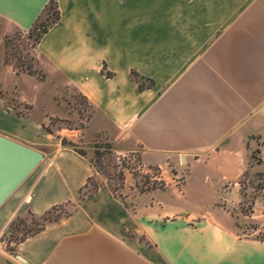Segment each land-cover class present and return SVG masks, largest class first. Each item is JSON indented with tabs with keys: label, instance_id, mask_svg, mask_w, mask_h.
I'll use <instances>...</instances> for the list:
<instances>
[{
	"label": "crops",
	"instance_id": "1",
	"mask_svg": "<svg viewBox=\"0 0 264 264\" xmlns=\"http://www.w3.org/2000/svg\"><path fill=\"white\" fill-rule=\"evenodd\" d=\"M48 2L0 0V17L7 31H28ZM56 2L59 19L33 48L42 84L82 95L97 115L92 137L138 152L143 165L193 161L180 190L131 193L126 203L102 184L79 198L94 173L88 159L61 144L63 129H44L47 117L17 115L0 97V134L43 155L0 206V264H264V239L238 234L232 213L216 199L197 202L187 183L198 170L231 201L254 150L264 170V0ZM131 72L153 84L139 89ZM259 203L254 231L264 227ZM56 204L71 213L14 252L3 245L13 219Z\"/></svg>",
	"mask_w": 264,
	"mask_h": 264
},
{
	"label": "rangeland",
	"instance_id": "2",
	"mask_svg": "<svg viewBox=\"0 0 264 264\" xmlns=\"http://www.w3.org/2000/svg\"><path fill=\"white\" fill-rule=\"evenodd\" d=\"M36 31L12 30L7 31V23L0 17V97L4 100V108L12 109L13 113L22 114L32 119L47 117L49 124L46 126L50 131L63 129L62 137L76 139V143L86 150L89 157L93 156L94 145H102L107 140L102 137H92V123L97 116L93 107L84 100L75 90L68 85L56 86L55 83L42 84L45 77L41 79L35 67L33 48L36 44ZM30 65L37 73L31 75L25 70ZM57 88V89H56ZM24 99V101H22ZM109 142V141H108ZM101 161V171L95 174L98 183L108 184L119 199L123 201L129 194L139 193L154 189H165L173 186L180 190L185 174L193 161L192 158L169 156L163 168L153 165H143L138 152L120 153L115 149L111 150ZM253 162L248 166L246 172L240 176L237 190L234 197L229 195L223 199L221 185L214 184L211 180L203 181L198 177L199 171L193 173L192 178L187 182L189 195L200 200L197 202L211 203L219 201L218 206H224L234 216L237 232L240 235H252L264 239V227L258 228V221L253 215H247L249 209L257 200L260 201L258 209L259 218L264 219V170L258 167L259 152L254 150ZM123 172L124 179L118 177L119 171ZM200 187V192L195 189ZM227 190V189H226ZM202 198V199H200ZM126 202V201H125ZM126 202V203H127ZM73 205L61 206L62 212H70ZM229 221L227 216L218 212ZM261 215V216H260ZM7 233V232H6ZM5 247L7 248L8 238L4 236Z\"/></svg>",
	"mask_w": 264,
	"mask_h": 264
},
{
	"label": "trees",
	"instance_id": "3",
	"mask_svg": "<svg viewBox=\"0 0 264 264\" xmlns=\"http://www.w3.org/2000/svg\"><path fill=\"white\" fill-rule=\"evenodd\" d=\"M58 19H59V10L57 7V2L56 0H49V2L43 8L41 14L37 17V19L33 23V26L28 31L31 33L32 31H36L35 40L37 42L41 38V36L48 30L51 24H53V22L57 21ZM25 70L27 71L28 74L31 75L37 73L36 71L31 69L30 65H28ZM38 75L41 79L45 77V74L43 72H38ZM131 75L135 79V81H137L139 89L144 87L143 81H147L148 86L153 84V81L151 79L140 76L136 72H131ZM80 96L84 100H86L82 95ZM7 110L12 111L10 107ZM17 115H22V114H17ZM44 129L48 132H52L46 126H44ZM61 144L63 146H68L72 148L77 153L88 159L91 167L93 168L94 173L93 175L87 178L86 183L79 189V198H84L85 196L93 195L98 189V187L104 184V183H98L96 181L95 174L99 175L100 173H102L101 161L108 154H111L112 152L111 150L113 149L114 143L106 141L102 145H94L95 147L93 149L92 157L88 156L86 150L83 149V147H80L76 142L69 140L66 137H61ZM118 177L121 180L124 179L123 172L121 170L118 172ZM106 185L108 186V184ZM108 188L110 190V193L114 197L117 196L121 197L120 195H116L115 191L111 189L110 186H108ZM150 189H154V187H151ZM120 199L122 200V198ZM63 205L66 204L53 205L40 215H35L31 211H29L27 215L19 216L13 219L10 222L6 233L8 238L7 249L11 252H14L17 243L23 241L25 238L29 236L39 233L44 229L47 223L57 222L61 218L68 216L71 212H62L61 206ZM253 206H254V202H252V206L250 207L249 213H247V215H252V213L254 212Z\"/></svg>",
	"mask_w": 264,
	"mask_h": 264
},
{
	"label": "water",
	"instance_id": "4",
	"mask_svg": "<svg viewBox=\"0 0 264 264\" xmlns=\"http://www.w3.org/2000/svg\"><path fill=\"white\" fill-rule=\"evenodd\" d=\"M42 158L41 151L0 134V206Z\"/></svg>",
	"mask_w": 264,
	"mask_h": 264
},
{
	"label": "built area",
	"instance_id": "5",
	"mask_svg": "<svg viewBox=\"0 0 264 264\" xmlns=\"http://www.w3.org/2000/svg\"><path fill=\"white\" fill-rule=\"evenodd\" d=\"M3 245L5 246V243L3 242Z\"/></svg>",
	"mask_w": 264,
	"mask_h": 264
}]
</instances>
